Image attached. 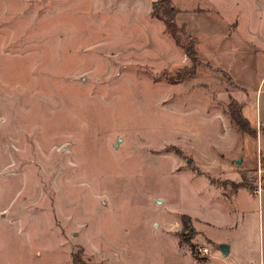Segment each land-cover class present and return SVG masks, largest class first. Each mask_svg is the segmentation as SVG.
Wrapping results in <instances>:
<instances>
[{
	"label": "rangeland",
	"instance_id": "rangeland-1",
	"mask_svg": "<svg viewBox=\"0 0 264 264\" xmlns=\"http://www.w3.org/2000/svg\"><path fill=\"white\" fill-rule=\"evenodd\" d=\"M160 1L0 0V264L201 262L264 176V0H165L196 67Z\"/></svg>",
	"mask_w": 264,
	"mask_h": 264
},
{
	"label": "crops",
	"instance_id": "crops-1",
	"mask_svg": "<svg viewBox=\"0 0 264 264\" xmlns=\"http://www.w3.org/2000/svg\"><path fill=\"white\" fill-rule=\"evenodd\" d=\"M228 78L233 80L232 77ZM233 83L245 93L252 91L244 83L234 80ZM253 91L254 123L259 129L260 126L264 127V72ZM261 170L264 169L259 167L258 173ZM254 181L253 187L239 189L228 196L216 192L217 196L212 199L221 205L220 214L223 218L206 221L205 224L210 229L219 228L226 234L214 238L199 232L201 238L207 242L208 258L199 262L185 251L182 253L180 264H264V176H258ZM207 194L209 196L208 192ZM208 202L210 203V200ZM223 205L230 206L226 213L222 211ZM220 245L227 248L225 255L219 251ZM226 256L229 259H225Z\"/></svg>",
	"mask_w": 264,
	"mask_h": 264
},
{
	"label": "trees",
	"instance_id": "trees-1",
	"mask_svg": "<svg viewBox=\"0 0 264 264\" xmlns=\"http://www.w3.org/2000/svg\"><path fill=\"white\" fill-rule=\"evenodd\" d=\"M152 15L154 18H156L158 21L162 22L164 32L167 33L174 41L176 45H180V48H182L183 53L185 57L188 59L189 63H191L193 66H197L199 63L197 62L196 59V54L194 52V39L193 41L191 40V43H189L188 47L183 46L180 44L179 39L176 36V29L175 26V19L177 12L173 9L172 6L169 5L167 1H160L157 3L152 4ZM179 32V31H178ZM181 32V30H180ZM259 137L262 141L263 149L260 152V158H259V163H260V168L264 169V127L260 126L258 129ZM181 219L183 221L185 220L184 228L188 229V220L189 218L187 216H181ZM74 264H79L78 261L74 260Z\"/></svg>",
	"mask_w": 264,
	"mask_h": 264
},
{
	"label": "built area",
	"instance_id": "built-area-1",
	"mask_svg": "<svg viewBox=\"0 0 264 264\" xmlns=\"http://www.w3.org/2000/svg\"><path fill=\"white\" fill-rule=\"evenodd\" d=\"M196 252L197 254L200 256H208L209 255V249L207 247H203V246H200V247H197L196 248Z\"/></svg>",
	"mask_w": 264,
	"mask_h": 264
},
{
	"label": "water",
	"instance_id": "water-1",
	"mask_svg": "<svg viewBox=\"0 0 264 264\" xmlns=\"http://www.w3.org/2000/svg\"><path fill=\"white\" fill-rule=\"evenodd\" d=\"M236 164H239V160L236 161ZM218 249L223 255L227 253V248L223 245L218 246Z\"/></svg>",
	"mask_w": 264,
	"mask_h": 264
}]
</instances>
